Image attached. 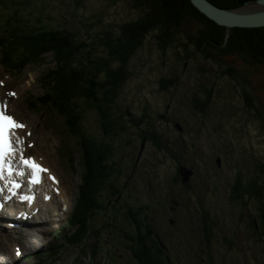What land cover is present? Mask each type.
I'll list each match as a JSON object with an SVG mask.
<instances>
[{"label": "rangeland", "instance_id": "obj_1", "mask_svg": "<svg viewBox=\"0 0 264 264\" xmlns=\"http://www.w3.org/2000/svg\"><path fill=\"white\" fill-rule=\"evenodd\" d=\"M24 3L0 0V33L8 31L10 25L6 24V19L15 13L20 17L21 25L26 22L35 25L39 17L43 26L52 29L62 27L73 33L72 37L77 41L87 45L97 37L103 38L104 30H112V35L117 36L118 25L136 15L129 6V0H28ZM197 27L195 22L189 21L183 29L195 36ZM174 51L160 52L146 40L128 62L130 75L120 87L112 107L119 106L121 110L128 107L135 115H140L148 104L144 119L148 117L161 135L164 146L169 147L171 154L177 155L180 164L187 169L192 168L189 169L193 170L188 178L190 185L184 188L170 184L175 162L163 154V147L150 149V144H147L149 154L145 150L147 159L140 163H137L135 154L134 158L129 154L122 161L119 150L114 147V154L106 158L108 164L112 163L107 178L112 188L107 197H110L112 205L89 216L96 231L83 245L72 237L63 239L64 232H58L60 227L65 230L69 226L67 221H70L71 206L82 177L78 162L83 150L81 152L78 147L77 139L66 134V121L62 115L37 104L42 98L40 80L49 68L59 63L56 62L59 54L51 48L43 55L44 60L27 66L20 74L5 72L0 64V85L8 79L13 85L24 79L30 83L10 112L21 120L30 122V117L34 119L31 131L38 137L39 144H35L29 153L46 163L58 176L68 201L64 215L55 224L47 222L46 230L40 236L33 238V231L27 232L23 228L18 231L26 237L22 255L28 256L36 247L41 248L39 258L29 261L23 258L25 262L22 264H140L132 249L137 235L143 236L148 244H159L163 248V264H209V258L213 264H264V247L259 246V240L246 220L258 215L256 204L251 201L242 206L231 201V189L238 173L247 180L264 160V125L258 121L256 113H252L243 94V91L250 94L254 106L264 112V64H257L243 55H232L227 56L225 66L219 68L204 64L199 58L192 61L191 66L183 63L182 51ZM94 52L97 56L102 55L100 47H96ZM227 67L234 68L232 76L226 72ZM161 78H164L163 86L169 90L162 89L159 84ZM1 94L5 95L3 91ZM83 112L81 130H90L95 159V154L102 150L98 146L102 136L95 114L90 111L88 115L85 108ZM126 126L128 134L125 137L130 143L127 148L133 153L139 148L132 147V128ZM140 128L146 130L144 126ZM69 156L74 158V166L68 161ZM217 158H220V163L216 162ZM127 160L128 165H124ZM148 176L151 177L149 184L141 181ZM260 180L263 181V177ZM138 207L142 209L139 211ZM201 208L215 221L208 235L202 222ZM95 209L97 207L92 208V212ZM122 212L135 215L137 222L134 224L131 217L129 221L118 218L117 221L123 224V233L120 232L123 236L115 232L116 225L115 228L111 225ZM144 216L146 220H143ZM106 223L113 234L105 227ZM136 225L140 228L136 229ZM40 227L39 231L42 230ZM56 242L64 247L53 250L52 244ZM4 245L10 249L9 245ZM94 245L99 246L101 252L94 250ZM105 252L108 258L104 256ZM7 257L0 255V264H7L6 261L10 260Z\"/></svg>", "mask_w": 264, "mask_h": 264}, {"label": "trees", "instance_id": "obj_2", "mask_svg": "<svg viewBox=\"0 0 264 264\" xmlns=\"http://www.w3.org/2000/svg\"><path fill=\"white\" fill-rule=\"evenodd\" d=\"M209 1L219 7L233 9L248 0ZM20 2L25 4L23 0ZM129 2L130 8L135 10L136 15L118 25L119 34L113 36L112 30H104L103 38L97 37L87 45L77 41L72 37L73 33L62 27L52 29L43 26L39 17L36 18L35 25L28 22L21 25L20 17L15 16V13L14 16L7 18L6 24L10 25L8 31L0 35V61L10 71L20 73L28 64L36 63L37 60L44 58L43 55L51 48L59 54L56 61L59 63L54 65L56 70L49 68L46 76L40 81L43 91L47 94L42 105L51 104L53 101L51 110L64 117L66 134L77 139L81 152L83 150L79 159L83 183L79 187L80 195L71 221L74 225H80L77 240H83L92 229V226L86 223L89 216L93 214L92 208L106 209L112 205L109 202L110 197H107L108 194L104 195L105 199L101 197L102 193L109 191L107 187L106 190L101 188L105 185L102 173L106 171L100 166L101 159H97L101 154H95L96 161L93 164H89L91 158L88 162L87 154H93V151L91 145L90 149L87 148L91 140L89 141L85 130H81L83 110L85 108L87 114L89 111L99 113L108 125V129L116 128L111 114L112 106L120 87L124 84L125 77L129 75L128 62L146 40L153 48L156 47L163 53L168 49H173L174 52L182 51L180 57L183 63L191 66L195 59L199 58L204 64L209 63L219 68L226 64L227 56L232 55L239 57L243 55L257 64H264V27L226 29L207 18L193 6L190 0H129ZM78 3L77 1L76 4ZM189 21L198 25L195 36L186 33L183 29ZM96 47H100L101 56L95 54ZM223 58L226 59L223 60ZM226 72L232 76L234 68L227 67ZM243 94L247 97V105L252 109V113L254 111L256 114H253L264 125V112L258 111L259 107L254 106L250 94L244 91ZM93 147L96 148V144ZM107 157L111 156L105 154L104 159ZM262 177L263 181L260 180ZM263 191L264 160L252 171L247 180L238 173L231 189L232 202L242 206L251 201L256 204L258 215L246 220L257 241H260H258L259 246L262 247H264ZM140 209L142 207H138L139 211ZM201 210L202 222L205 224L208 235L215 221L206 210L203 208ZM127 214L129 213L122 212L120 217L114 219L129 221L131 217V221L136 224L135 215ZM146 218L144 216L143 220ZM111 225L115 228L114 223ZM122 225L121 222L120 225H116L117 230L122 231L121 233H123ZM105 227L112 231L109 226ZM136 227V229L140 228L137 225ZM128 237L130 240L133 239L131 236ZM145 240L139 235L133 240L132 249L135 259L140 264H163L162 258L165 259L163 248L159 244H148ZM208 263L213 264L210 258Z\"/></svg>", "mask_w": 264, "mask_h": 264}, {"label": "flooded vegetation", "instance_id": "obj_3", "mask_svg": "<svg viewBox=\"0 0 264 264\" xmlns=\"http://www.w3.org/2000/svg\"><path fill=\"white\" fill-rule=\"evenodd\" d=\"M129 75H130V73H129ZM129 75H127L125 77V80L123 81L124 83L128 80ZM166 81H168V80H166ZM163 82H164V78L159 79V84L161 86H163ZM168 83L171 84L170 81ZM162 89H165V90L168 89L169 90V88L166 86H163ZM121 109H122V107L117 106L111 110L112 117L115 121L114 125H116L115 129L114 128L108 129V125L105 124V122H104L105 120H103L101 118V115H99V113L93 112V114H95V116L99 115L96 117L98 118V120H97L98 130L100 131V135L102 136V138H101L102 141L100 142V144L98 146H100L102 150H100L97 153L99 155L101 154L100 156L97 157V159L98 158L101 159L100 160L101 161L100 162L101 168L106 169L107 162H106V159H104V156H105V154H109V155L114 154V147H116L117 150H119V154H121L122 161H123V158L129 157V154H131L132 158H134L133 154H135V159H136L137 163H140V161L142 159L146 158V153H144V151L146 150L147 144H150L149 145L150 149L154 148V147H156L157 149H161L163 147V149H165V153H163V154H165L167 157H169L170 160H173L176 163V164L173 163L174 164V172L172 175H174V176H172V178H170V184L172 182L173 184H177L178 186L181 185L184 188H186V187L188 188L190 185L189 181L191 182V180H188L187 183L183 182V174H182V171H183L182 169H184V168L187 169L188 167L180 164V162L177 158V155L171 154L169 147L164 146L161 135L158 132H156V130L154 129L151 122L148 121V117L146 119H144L147 116L146 115L147 113L145 111L149 109L148 104L142 108L143 114L141 113L140 115H135L133 112H131L129 110L128 107H126L124 110H121ZM89 112H88V115H90ZM126 125H129V128H132L133 133H132L131 137H133V140H134L132 147L134 146V147L139 148L138 151L133 152V153H131L129 151V148H127L130 145V143H129V139L127 137H125L128 134V131H127L128 127ZM140 126L146 127V130L144 128L143 129L140 128ZM89 132H90V130H89ZM129 133H131V131H129ZM89 135H91V134H89ZM117 150L115 151V153H117ZM146 152H147V154H149L148 150H146ZM152 153L154 154L155 151H152ZM217 159H216V162L220 163V158H217ZM126 164L128 165V160L124 163V165H126ZM189 169H192V168H189ZM192 172H193V170H192ZM141 181H146L147 184H149V182L151 181V177L148 176ZM174 203L179 204L180 202H174Z\"/></svg>", "mask_w": 264, "mask_h": 264}, {"label": "bare ground", "instance_id": "obj_4", "mask_svg": "<svg viewBox=\"0 0 264 264\" xmlns=\"http://www.w3.org/2000/svg\"><path fill=\"white\" fill-rule=\"evenodd\" d=\"M28 78H30V77H28ZM30 81H31V78H30ZM29 85H30V83L27 79L20 81L17 85H13L9 79L2 82L1 89L5 94H8L11 97V98L8 97L7 103L12 109H15L16 102L20 101V99H21L22 91L27 89L29 87ZM15 98H17L18 100ZM30 118H31L32 122L31 121L29 122L25 119L24 120L17 119L18 120L17 122L20 125H22L20 133L25 135L24 136L25 137V144L23 145V151H25V152H29L31 150V147H33L35 144H39L38 137L35 134H33L31 131L33 125H35V121L32 117H30ZM19 141H20V139H19ZM19 145H20V148H22L21 142H19ZM43 165L47 169L48 168L50 169V167L46 163L43 162ZM60 185H61L60 180H59V178H57V180H56V186H57V190H58L57 193H51V198L48 202H43L40 199V202H38V205L35 203H33V205H32V207L33 206L39 207L37 214L39 213V214L45 215V219H44V220H46L45 224L47 222H50V223L54 222L53 219L51 218V215H53L52 213L55 212L57 210V208H58V211H60L59 207L63 204V201L66 199L65 193L63 192V188ZM48 186H49L48 183L41 184V187L39 190L40 196H42L44 194V192L49 193L48 190L46 188H44V187L48 188ZM12 206H14V205H11V207L8 206L7 210H5V211H1L0 213H6V214H1V215H6L7 217L8 216L10 217V216H14L17 212H19V209H17V208L12 209ZM56 206H59V207L56 208ZM45 211H47L46 214H44ZM59 215L60 214L58 213V215H56V217H58ZM37 216H39L38 218H41L40 215H37ZM7 217H3L4 219H6L5 220L6 223H9V222L14 223L15 221H17V220H13V219L8 220ZM19 218L22 220V221H20L19 227L24 226V229L28 228L27 232L30 230L34 231L36 226L40 225V226L44 227V225H45V224L41 225V223H39V222H43L44 220L38 221V219L36 217L30 219L29 221H25L24 217H19ZM10 229H15V230H9L6 228V226H4L3 224L0 223V237L5 239V240H8L10 242L9 243L10 249L8 247H5L4 244H0V254L6 255V256L9 255L11 264H18V260L14 256L15 249L12 250L11 248L13 247L14 242L20 241L24 236H22L18 232V227L15 225H13ZM24 239H26V238H24ZM36 241H37V239H35V242ZM11 242H13V243H11Z\"/></svg>", "mask_w": 264, "mask_h": 264}, {"label": "water", "instance_id": "obj_5", "mask_svg": "<svg viewBox=\"0 0 264 264\" xmlns=\"http://www.w3.org/2000/svg\"><path fill=\"white\" fill-rule=\"evenodd\" d=\"M207 18L226 29L264 27V0H248L235 9L219 7L209 0H190ZM183 182H187L192 170L182 169Z\"/></svg>", "mask_w": 264, "mask_h": 264}, {"label": "snow or ice", "instance_id": "obj_6", "mask_svg": "<svg viewBox=\"0 0 264 264\" xmlns=\"http://www.w3.org/2000/svg\"><path fill=\"white\" fill-rule=\"evenodd\" d=\"M22 127V125L17 124L12 120L10 116H8L4 109L0 108V179H3V173L5 171L4 165L6 162V158L13 154L12 147V135L16 128ZM21 163L24 167L31 169V174L35 179H33V183L39 182V176L41 172H45L46 169L41 168L38 164H36L31 158L25 159L23 155L20 157ZM10 169V165L8 166ZM11 172L9 171V175ZM17 175H23L22 172H18ZM51 178V177H49ZM13 187H19L18 184H13ZM24 199H30L24 197Z\"/></svg>", "mask_w": 264, "mask_h": 264}]
</instances>
